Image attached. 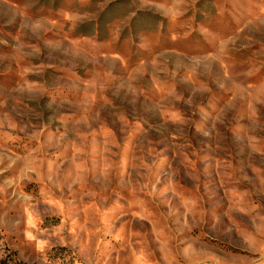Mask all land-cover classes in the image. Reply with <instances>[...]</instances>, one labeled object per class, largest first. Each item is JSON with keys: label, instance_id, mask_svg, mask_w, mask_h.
I'll return each instance as SVG.
<instances>
[{"label": "rangeland", "instance_id": "1", "mask_svg": "<svg viewBox=\"0 0 264 264\" xmlns=\"http://www.w3.org/2000/svg\"><path fill=\"white\" fill-rule=\"evenodd\" d=\"M0 264H264V0H0Z\"/></svg>", "mask_w": 264, "mask_h": 264}]
</instances>
